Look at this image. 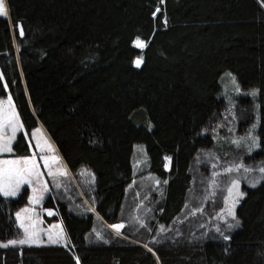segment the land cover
Listing matches in <instances>:
<instances>
[{"label": "trees", "instance_id": "1", "mask_svg": "<svg viewBox=\"0 0 264 264\" xmlns=\"http://www.w3.org/2000/svg\"><path fill=\"white\" fill-rule=\"evenodd\" d=\"M7 3L9 17L0 14V98L11 92L29 130L43 124L71 171L86 167L95 174L89 198L102 219L77 193L52 189L45 207L57 211L48 217L63 221L67 240L0 247V264H264V179L255 187L243 184L246 195L236 208L240 223L224 232L231 236L225 240L215 228H226L217 215L224 208L223 189L211 187L207 163L196 165L204 150L264 162V4ZM156 8L161 11L154 17ZM138 36L146 47L135 43ZM137 57L143 58L140 66ZM229 72L244 89L260 90L237 107L244 125L259 114L261 147L251 154L229 137L215 140L211 131L228 106L222 79ZM138 144L146 146L148 170L161 177L164 191L151 231L138 236L126 226L121 236L108 225L122 220ZM27 197L28 188L16 197L0 194L1 241L15 237V213Z\"/></svg>", "mask_w": 264, "mask_h": 264}, {"label": "rangeland", "instance_id": "2", "mask_svg": "<svg viewBox=\"0 0 264 264\" xmlns=\"http://www.w3.org/2000/svg\"><path fill=\"white\" fill-rule=\"evenodd\" d=\"M135 43L138 45L136 40ZM233 77L235 78L234 80ZM225 78H226L225 81H223L222 79V89H223V95L226 99L228 106L227 109L223 112V118L221 122L216 124L211 131L215 135L214 136L215 140H220L221 137H229L233 142L240 137H245L246 135H248L251 126L257 123V117L250 126L247 124L246 125L242 124L239 115L237 114L238 112L237 107L239 105L238 101L242 98L253 97L251 95V91L253 89H244L239 83L237 77L231 72H229L228 75L225 76ZM237 86L239 88V91L236 90ZM9 94L11 95V92L8 90L7 95L0 98V106H2L5 109L8 107ZM14 106L18 111L15 102H14ZM19 116L23 121L20 113ZM23 125L24 127L17 132L16 140L13 141L12 146L14 148V151L12 153H0V159H9V158H14L16 156L35 155L38 161V166L42 173V179L43 181L47 182L48 191L44 193L43 198L40 200L39 203L34 204L32 203L31 200H29V197L32 195V188L35 186L39 189L42 188L43 185L40 183H37L35 185L26 183L22 185L18 195H20V193L25 188H28V197H27V201L16 212L21 211L22 209H34V211L32 212L22 213V215L31 217L30 222H35L37 229L42 230L41 238L44 240H47L48 238L47 235L48 231L57 232L62 226L64 230V236H65L64 242H65L67 240V233L63 221L58 219L50 220V218L48 217L52 214L57 213V211L54 208L45 207L47 198L52 189L57 190L59 193L66 194V196L68 194L74 195L77 193L76 196L81 198L82 201H84L87 204V206H89L91 210H93L94 213L100 219L101 217L99 216L98 212L94 208L89 198L95 179V174L86 167L81 168L78 171V173L71 171V169L66 164L63 156L57 149L55 143L53 142L48 132L46 131L45 127L40 121L38 125L32 127L30 130L27 128L24 121H23ZM36 129H39V131L36 132L35 131ZM257 129L258 127L256 128L255 132L252 133L253 135L258 136ZM6 134L11 135V129H8ZM21 135H23L24 137L23 139L20 138ZM38 137L40 138L41 143H43L46 140L48 144H50L52 150L49 151L46 148L45 151L42 153L40 147L37 144ZM250 142L251 141H248V143ZM234 144L236 145V143ZM240 147L245 148V150L247 151V146L243 142ZM259 149L260 148H254V150L251 153ZM27 150L29 151L28 154H21V153L18 154L20 151H27ZM247 153L249 152L247 151ZM45 155L56 156L59 159L51 160L49 164L46 165L43 159V156ZM238 155L227 154L225 156H221L217 154L214 150H207V151L204 150L201 152L200 157L196 161V165L198 166L201 165V161H204L209 165L210 179H213V173H219V176L215 177V179H217L218 181L217 185L213 186L210 183V181L209 183L211 187H216L218 186V184L221 185L220 189H223L224 192L223 193L224 207H225V197L228 196L227 189L230 186L231 180L239 179L240 180L239 190L246 193V190L243 189V184L244 183L250 184L249 181H256L262 175L259 172V168L264 167V162L246 161L241 156L242 154H240L239 156ZM241 163L245 165L246 168L253 169V171L247 172L245 171V168H240L239 170H236L234 166ZM230 166L233 167V171L231 173H226L223 171L225 168ZM148 168H149V160H148V153L146 150V146L144 144H138L135 148L134 157H133V173H134L133 181L131 182V184L127 189V196L125 198L122 208V214H121L122 220L118 221V223H123L124 227L127 226L129 231L133 232L138 236L143 235L148 231V229H151L150 221L154 215V208L158 203V201L160 200L162 193L164 191V182L162 181L161 177L157 173L149 171ZM50 171L55 172L56 175L55 176L50 175L49 174ZM157 180L160 181L159 184L156 183ZM206 194H208L207 186L204 195ZM90 196H92V194ZM244 196L240 198L239 204L241 203V200L242 198H244ZM70 199L71 202L75 203V200L73 198ZM239 204L236 205V208ZM80 206L83 207V205ZM46 209H51L52 212L49 213L46 211ZM138 218L143 219L145 221V226H142L139 223ZM108 226L114 232L117 233V230L113 229L110 224ZM119 232H120L119 235L124 236L122 234V231ZM22 234H23V229L19 228V222L17 220L16 235L14 238L11 239H19L21 238Z\"/></svg>", "mask_w": 264, "mask_h": 264}, {"label": "snow or ice", "instance_id": "3", "mask_svg": "<svg viewBox=\"0 0 264 264\" xmlns=\"http://www.w3.org/2000/svg\"><path fill=\"white\" fill-rule=\"evenodd\" d=\"M261 4H264V0H260ZM160 8H156L155 11L152 12V16H156L158 12H160ZM0 14H2L3 17L7 18L10 15L9 7L7 4V0H0ZM165 24L167 23V16L164 17ZM19 34L21 36L24 35V29L22 26V21L19 22ZM136 42L138 45L143 48L146 47V41L142 40L139 36L136 38ZM143 63L142 57H137L135 60V64L137 66H140ZM0 75H2V72H0ZM235 78L233 77V80ZM5 87H7V83L5 82ZM236 90L239 91L238 86L236 87ZM259 89H253L251 91L252 96H256L259 93ZM259 105L257 106V108ZM259 114H257V123L253 124L251 128L249 129L248 135L245 137H240L237 140L233 141L236 143L238 147L241 146L242 142L246 144L247 151L251 153L254 148H260V137L257 135H253L252 133L255 132L256 128L259 126ZM24 127L23 121L21 120L18 111L16 110L14 106V102L12 99V96L8 95V107L5 109L2 106H0V153H12L14 151L13 148V141L16 140L17 132ZM8 129H11V135H7L6 132ZM36 132L39 131V129L35 130ZM248 141H251L248 143ZM37 144L41 149V152L43 153L45 149L47 148L49 151H51V146L48 144V142L45 140L43 143H41L40 138H37ZM45 164H49L51 160L59 159L56 156H43ZM166 160L171 161L172 157L166 156ZM236 170H239L240 168H245V171L251 172L253 169L246 168L245 165L238 164L234 166ZM226 173H231L233 171V167H227L223 170ZM259 172L262 174L259 179L256 181H249L251 186L255 187L257 183L260 182L261 179H264V167L259 168ZM50 175L55 176L56 173L50 171ZM94 176V174H93ZM219 176V173H213V179L210 180V183L215 186L217 185L218 181L215 179V177ZM37 184L40 183L43 185L42 188L33 187L32 188V195L29 197V200L32 201V203L37 204L40 202V200L43 198V195L46 191H48L47 188V182L43 181L42 179V173L40 171V168L38 166V161L36 159L35 155L31 156H16L14 158L9 159H0V194L3 195L5 198L10 197H16L21 189V186L24 184ZM157 184L160 183L159 180L156 181ZM166 183V181H165ZM240 187V180L239 179H233L231 180L230 186L228 187V196L225 197V207L220 209V212L217 214L218 218L220 220H223L226 222V228L223 230L221 229V226L219 224L215 225L216 231L220 233V235L225 240H230L231 236L224 235L225 231L231 230L235 227L239 226V219L236 214V205L239 204L240 198L246 195V193L239 190ZM34 209H22L21 211H18L15 213L16 219L19 222V228L23 229V234L21 238L19 239H8L5 241H0V247L7 248L8 246H32V245H51V244H61L65 240L64 236V230L61 226L59 231L52 232L48 231L47 240H44L41 238V231L37 229L35 222H30L31 217L22 215V213L26 212H32ZM47 212L51 213V209H46ZM162 211V210H161ZM196 211H202V209H196ZM192 214V213H189ZM233 222H229V219ZM139 219V218H138ZM139 223L142 226H145V221L143 219H139ZM55 227V226H53ZM113 229L117 230V235L120 234L119 229L124 227V224H113L111 226ZM165 230L164 225H160V231L163 232ZM151 231V229H149ZM180 233H177L179 235ZM98 238L103 240L104 237L101 234H97ZM156 238L153 237V240ZM110 242V241H107ZM158 243L160 241H157ZM139 243V241H137ZM65 247H67V244H64ZM145 247H148V245H145ZM151 251H154V249H150ZM21 255L23 254V249H20ZM228 249H225V252H227ZM76 260L79 261V257H76Z\"/></svg>", "mask_w": 264, "mask_h": 264}, {"label": "water", "instance_id": "4", "mask_svg": "<svg viewBox=\"0 0 264 264\" xmlns=\"http://www.w3.org/2000/svg\"><path fill=\"white\" fill-rule=\"evenodd\" d=\"M115 224H121V223H115ZM112 226V225H111ZM124 229V227L123 228H121V229H119V231H122Z\"/></svg>", "mask_w": 264, "mask_h": 264}]
</instances>
